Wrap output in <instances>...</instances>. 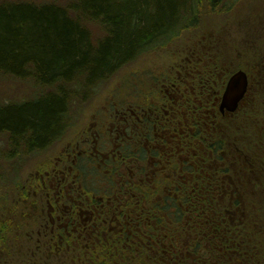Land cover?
<instances>
[{"label":"flooded vegetation","instance_id":"flooded-vegetation-1","mask_svg":"<svg viewBox=\"0 0 264 264\" xmlns=\"http://www.w3.org/2000/svg\"><path fill=\"white\" fill-rule=\"evenodd\" d=\"M203 33L41 150L0 264H264V52Z\"/></svg>","mask_w":264,"mask_h":264},{"label":"trees","instance_id":"trees-1","mask_svg":"<svg viewBox=\"0 0 264 264\" xmlns=\"http://www.w3.org/2000/svg\"><path fill=\"white\" fill-rule=\"evenodd\" d=\"M204 0L0 2V74L31 81L38 94L0 104L7 158L47 149L65 133L70 108L123 66L167 44L195 20ZM220 12L224 0H205ZM102 27L95 37L87 24ZM42 90V91H41Z\"/></svg>","mask_w":264,"mask_h":264},{"label":"rangeland","instance_id":"rangeland-1","mask_svg":"<svg viewBox=\"0 0 264 264\" xmlns=\"http://www.w3.org/2000/svg\"><path fill=\"white\" fill-rule=\"evenodd\" d=\"M15 1L57 2L63 6L67 5V0H0L3 3ZM202 4L203 12L197 22V27L184 31L180 37L162 47L141 54L102 83L89 99L75 101L70 108L68 127L52 147L58 146L59 141L63 143L68 138L77 135L96 104L109 97L111 93L117 92L124 82L135 80L136 68H151L153 62L169 59L173 52L184 48L190 37L195 38V36L207 34L203 33L205 30L215 31L218 33L216 35L222 37L220 39L221 49L226 52L232 50L264 52V0H224L219 7L220 12L208 11L206 7L208 4L205 0ZM87 26L97 39L104 35L102 27L98 24L88 23ZM37 94L38 87L33 82L21 81L0 74V104L25 103ZM6 145V141L0 138V211L8 203L16 204L23 183L35 175L36 168L43 157L41 155L44 154L40 151L9 159L6 157L8 154ZM53 152L54 150L47 151L45 156Z\"/></svg>","mask_w":264,"mask_h":264},{"label":"water","instance_id":"water-1","mask_svg":"<svg viewBox=\"0 0 264 264\" xmlns=\"http://www.w3.org/2000/svg\"><path fill=\"white\" fill-rule=\"evenodd\" d=\"M240 75L241 74H238L231 80L229 87H228L227 98L232 97V92L235 90L237 84L241 81ZM243 81H245L244 78H243Z\"/></svg>","mask_w":264,"mask_h":264}]
</instances>
